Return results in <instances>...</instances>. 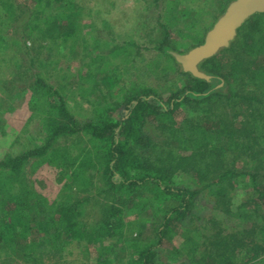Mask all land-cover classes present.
<instances>
[{
  "label": "rangeland",
  "instance_id": "1",
  "mask_svg": "<svg viewBox=\"0 0 264 264\" xmlns=\"http://www.w3.org/2000/svg\"><path fill=\"white\" fill-rule=\"evenodd\" d=\"M5 1L14 5L19 20L10 19L0 5V42L5 48L0 50V160L19 156L45 142V116L40 113L41 101L31 88L37 77L60 93L76 121H94L98 110L105 118L120 120L126 114L123 106L129 96L146 88L167 96L185 83L173 73L168 75L173 63L156 49L163 38L162 25L169 26L172 42L184 53L199 44L227 2L163 0L157 8L149 0H70L63 13L58 11L60 4L53 3L42 8L40 24L46 21L58 35L60 28L66 25L64 15L73 17L69 41L54 43L52 40L42 42L37 33L27 31L37 23V2ZM47 1L41 5L45 6ZM25 46L33 50L27 54ZM247 87L248 92L259 91L255 84L248 82ZM116 105L121 108L117 109ZM195 115L189 109H181L177 121ZM234 115L232 119L238 121ZM151 131L159 134V131ZM74 139L69 145L73 155L93 146L87 135ZM172 143L176 148L174 153L187 155L184 145ZM256 149L233 147L228 150L226 159L239 170L255 172L259 161H264V147L263 151ZM60 171L47 158L31 162L23 174L42 197L41 210L47 207L46 214L62 190L58 181ZM129 174L132 177L141 175L136 171ZM85 177V170L77 167L74 184L70 185L73 193L85 200L76 210L75 233L69 237L68 234L60 236L59 223L54 221L51 237L27 225L29 232L24 238L23 227L14 223V231H8L5 240L0 242V264H139L142 252L157 244V229L164 210L161 201H156L150 193L124 200L121 194L110 191L98 175L88 193H80L78 187ZM173 182L177 187L202 193L193 216L171 227L157 250V264H226L227 260L216 261L217 256L228 252L223 253L222 248L212 245L215 237L220 231L247 230L251 227V219L241 216L242 220L238 217L227 220L217 209L215 194L207 182H199L184 173L176 175ZM246 186H236L235 210L247 197ZM11 206L12 202H0V221L11 223V214L7 216ZM110 206L122 212L111 220L104 214ZM247 246L250 248L244 254L235 252L228 256L229 264H264V254L254 250L251 242Z\"/></svg>",
  "mask_w": 264,
  "mask_h": 264
},
{
  "label": "trees",
  "instance_id": "2",
  "mask_svg": "<svg viewBox=\"0 0 264 264\" xmlns=\"http://www.w3.org/2000/svg\"><path fill=\"white\" fill-rule=\"evenodd\" d=\"M33 1L37 2V23L27 31L37 33L42 42L67 43L72 35L73 17L64 15L66 25L57 35L55 28L48 26L46 21L40 24L39 13L53 3L60 4L58 11L63 13L71 1L49 0L45 6L41 5L44 0ZM149 1L157 8L163 2ZM233 1L227 0L216 22ZM0 5L10 19L19 20L13 4L0 0ZM162 28L163 38L156 49L173 63L168 75L173 73L185 83L167 96L149 88L129 96L123 106L126 114L120 120L105 118L98 110L94 121L80 123L71 116L65 99L54 87L40 77L34 80L31 88L40 99L38 108L45 116V142L19 156L0 160V202H12L7 215L11 214V223L0 221V242L5 240L8 231H14V223L23 227L24 238L29 232L27 225L34 226L39 234L51 237L54 221L59 223L57 232L60 236L68 234L69 237L75 233L76 210L85 200L79 199L70 185L75 169L80 167L86 173L83 184L78 187L80 193L87 194L98 175L110 191L121 194L124 200L150 193L156 201H161L164 210L157 229V244L142 252L139 264H157V250L171 227L183 224L194 214L202 191L177 187L173 179L181 173L208 183V188L215 194L217 209L227 220L246 216L252 221L247 230L220 231L214 236L216 242L212 245L222 248L223 253L228 252L217 256V262L227 260L226 264H229L228 256L235 252L244 254L250 248L247 246L250 242L254 250L264 254V161H259L255 172H246L239 170L236 164L230 165L226 159L228 150L233 147L263 151L264 87L260 85L264 86V14L250 18L228 49L199 65V70L208 79L184 72L172 53L186 54L202 45L210 29L198 45L181 53L172 42L169 26L162 25ZM32 41L34 44L36 40L33 38ZM3 47L0 42V50H5ZM25 48L27 54L33 50ZM248 82L255 84L259 91L248 92ZM181 109H189L197 115L178 122L177 113ZM233 115L238 121L232 119ZM151 129L159 134L152 133ZM81 135L89 136L93 149L87 147L73 155L69 145L74 142L73 137L78 139ZM172 142L184 145L187 155L174 153L176 148ZM47 158L61 170L58 181L62 185L58 200L49 208L48 214L45 212L47 207L41 210L42 197L23 176L31 162ZM130 171L141 175L132 177ZM241 184L247 185V197L235 210L233 196L236 186ZM111 206L104 213L109 220L122 213L119 208Z\"/></svg>",
  "mask_w": 264,
  "mask_h": 264
},
{
  "label": "water",
  "instance_id": "3",
  "mask_svg": "<svg viewBox=\"0 0 264 264\" xmlns=\"http://www.w3.org/2000/svg\"><path fill=\"white\" fill-rule=\"evenodd\" d=\"M257 14H264V0H234L207 33L202 45L186 54L173 52L172 55L184 72L197 78L208 79L199 70V65L228 49L237 38L239 30Z\"/></svg>",
  "mask_w": 264,
  "mask_h": 264
}]
</instances>
